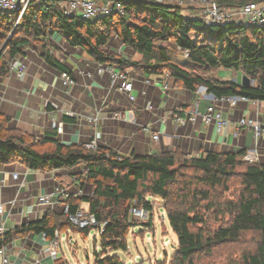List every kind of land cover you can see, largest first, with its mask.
I'll list each match as a JSON object with an SVG mask.
<instances>
[{
    "label": "trees",
    "instance_id": "16d2710c",
    "mask_svg": "<svg viewBox=\"0 0 264 264\" xmlns=\"http://www.w3.org/2000/svg\"><path fill=\"white\" fill-rule=\"evenodd\" d=\"M122 1L125 14L96 22L66 15L59 0H34L16 26L15 13H0V76L10 71L7 50L15 57L34 45L42 48L41 54L50 65L71 73L54 53L51 38L56 36L82 47L96 61L117 65L122 71L166 75L169 86L191 91L205 86L216 97L245 96L264 101V25H207L198 17L186 15L180 6L154 0ZM215 1L234 7L254 0ZM113 35L142 58H126L109 51L107 43ZM161 41H172L180 49L160 45ZM185 50L189 52L187 59ZM221 67L242 72L252 84L208 79L200 74ZM10 121V116L0 113V166L19 161L31 169L52 171L82 165L87 167V174L77 177L78 187L89 184L92 193L70 194L68 213L48 210L36 221L15 226L0 246L28 233H46L48 240L56 231L66 230L70 236V229L89 235L93 226L79 227L69 218V214L83 209L82 203H88L98 233L106 222L99 234L102 250L96 253L94 264H128L118 251L127 250L131 228L141 226L130 215L131 202L136 201L151 214L154 201L161 200L178 236L176 254L169 264H196L197 257L212 254L219 245L239 243L249 232L256 234V245L242 251L234 264H264V164L246 162L245 150H213L200 158L180 150L121 155L107 146L93 150L83 143H63L54 129L39 139L20 128H11ZM236 174L241 176L242 190L237 198L227 199L223 193L230 190ZM212 216L220 221L215 229L209 227ZM57 262L71 264L65 256Z\"/></svg>",
    "mask_w": 264,
    "mask_h": 264
},
{
    "label": "crops",
    "instance_id": "0c3cea01",
    "mask_svg": "<svg viewBox=\"0 0 264 264\" xmlns=\"http://www.w3.org/2000/svg\"><path fill=\"white\" fill-rule=\"evenodd\" d=\"M114 39L120 41L118 36L113 35L107 43L109 51L110 45L116 44ZM58 44L60 48H55L52 43L54 53L76 81L69 88L61 83V70L50 65L42 56L40 46L34 45L15 57L10 55L9 50L6 51L9 64L26 65L23 76L16 73L12 66L6 76H0V113L10 116L11 128H20L40 139L53 130V121H62L65 130L57 134L61 142L85 144L98 131L101 133L100 146L110 147L121 155L180 150L200 158L213 150L246 152L256 147L259 162L264 164V141L256 138L254 129L237 131L235 127V121L241 117H251L264 123V101H239L236 107L217 101L225 117L231 120V124L221 131L215 126L206 125L201 116L197 121L181 123L172 116L175 109L185 106L183 118L188 116L191 109H198L200 114L206 112L215 96H211L205 86L199 87L197 91L173 85L165 88L163 75L128 69L127 72L134 78L136 96L131 101L118 90L117 84H112L108 72H99L100 66L106 63L96 61L82 47L72 46L64 39ZM120 45L121 41L118 47ZM121 51L123 55L136 60L142 58V54L125 45ZM119 111L123 118L115 120L113 114ZM94 116L99 118L97 126L89 120V117ZM149 127L151 133L159 134L158 140L145 131ZM83 169L84 166L77 165L39 171L19 161L0 166V179H4V183H0V201L8 206L11 200L18 199L17 206L12 209L7 220L9 228L36 221L48 210L64 212L63 199L53 205L37 206L38 198L52 192L59 182L74 194L72 188H76L80 182L75 181V174ZM14 173L19 174L17 179L13 178ZM86 186H90L92 193V186ZM82 208L89 210V204L82 203ZM48 242L42 234L18 235L12 242V264H58V259L65 253L60 249L61 254L54 259L46 251Z\"/></svg>",
    "mask_w": 264,
    "mask_h": 264
},
{
    "label": "built area",
    "instance_id": "2783aa9c",
    "mask_svg": "<svg viewBox=\"0 0 264 264\" xmlns=\"http://www.w3.org/2000/svg\"><path fill=\"white\" fill-rule=\"evenodd\" d=\"M34 0H0V13H15L16 21L15 26L21 21L23 14L27 10L28 6ZM66 15L74 17V18H84L91 21H98L101 18L109 17L113 14H125L126 5L122 0H59ZM157 3L176 5L183 7V12L186 15L191 17H198L203 20L207 25H215L221 24L225 25L226 23H237V24H245L250 26H262L264 25V0H254L247 2L245 4L239 6H223L220 5L215 0H154ZM117 36V35H116ZM120 39V38H119ZM111 40V39H110ZM109 40V41H110ZM121 41V40H120ZM124 43L121 41L120 50L124 47ZM5 45H3L2 49ZM127 46V45H125ZM129 49H133L130 46ZM1 49V50H2ZM109 50V49H108ZM134 50V49H133ZM185 55L188 57L189 52L185 50ZM126 58H130V56L122 55ZM9 63V62H8ZM13 70H16V73L20 75H25L26 73V65L24 63H19L17 65H11ZM99 72L105 73L108 72L112 77V84L118 85V90L127 95L131 101L136 99L134 93V78L133 76L127 72L122 71L117 65H101L99 68ZM164 77V87L168 88L169 84L166 80V75ZM62 78L65 83L72 87L75 85L76 81L74 76L67 71L62 72ZM150 82L148 79L146 80ZM249 99L245 96H221L212 99L210 105H208L205 113L200 114L198 109H191L187 117L183 118L182 112L184 109L178 108L175 109L173 113V118L176 121L181 123H185L187 121H197L199 116L203 122L208 126H215L218 131H221L228 127L231 124V120L225 117L223 111L218 107L217 101L222 103H228L231 107H236L239 101H248ZM152 108V107H150ZM115 120H119L123 118L122 112H116L113 114ZM91 123L98 125V116L89 117ZM52 127L57 131V134H62L65 130V123L62 121H53ZM235 127L237 131H243V129H254L255 136L258 140L264 141V123L260 120L251 118V117H241L235 121ZM147 133H151V128H145ZM100 132H96L95 136L86 142L84 145L88 149H97L100 146ZM154 140L159 139L158 133H151ZM258 145V144H257ZM243 159L248 163H256L259 162L260 157L257 151V148H253L244 153ZM83 175L87 174V167L83 169ZM19 177L18 173L13 174V178L17 179ZM75 180H77V175ZM0 183H4V179H0ZM77 189V188H76ZM74 194L82 195L85 194L83 188H78ZM70 194H73L67 188H65L60 182L57 183L54 187V190L48 194L40 195L38 198V205L49 204L53 205L59 202L61 199L64 200V211L68 213L69 205L67 203V199ZM18 199H13L10 202V205L7 206L6 203L0 201V241L5 239L6 233L10 230L8 225V218L12 213V209L17 206ZM155 208V207H154ZM130 215L133 217L145 218L149 215V213L143 209L138 207L137 205L131 206ZM70 220L79 227H88L94 226L97 224L96 218L93 214L89 212V210L80 209L75 214H69ZM106 222L101 225V230L99 234L102 233ZM45 239H47V234H42ZM62 235L59 231H56L55 237L48 240V244L46 246V251L54 258L57 259L59 256V250L62 246ZM68 235L66 236V241H68ZM72 239V238H70ZM8 242L0 246V264H12V244ZM134 264H147L144 259H142L139 255L134 261Z\"/></svg>",
    "mask_w": 264,
    "mask_h": 264
},
{
    "label": "rangeland",
    "instance_id": "374dc122",
    "mask_svg": "<svg viewBox=\"0 0 264 264\" xmlns=\"http://www.w3.org/2000/svg\"><path fill=\"white\" fill-rule=\"evenodd\" d=\"M62 42L61 37L53 36L51 38V45L54 43V47L60 48L58 44ZM116 42L114 45H110V51L123 55L120 47H118L119 40H113ZM113 44V43H112ZM160 45L169 46L175 49H180L172 41H161ZM53 46V45H52ZM34 47V46H33ZM32 47V48H33ZM54 49V48H53ZM183 56L187 59L185 52ZM183 57V61L185 58ZM134 59L133 57H130ZM136 71V70H135ZM201 71H197L199 73ZM208 79L221 78L220 80H236L242 83L243 73L235 70H227L223 67L210 70L208 72L200 73ZM61 83L65 88H69V85L65 83L62 78V72L60 71ZM201 87V86H199ZM83 171V170H82ZM77 172V177L82 176L83 172ZM240 171V170H239ZM82 178V177H80ZM78 181V180H75ZM79 184L76 188H72V191L79 190ZM86 186V185H85ZM84 186V187H85ZM230 190L224 192V196L228 198H237L242 190L241 176L236 174L230 181ZM84 189V188H83ZM92 189V188H91ZM85 193L91 194L90 186L85 187ZM136 201L131 202V206H135ZM154 209L151 214L145 218L133 216L139 223L140 227L131 228L127 240L128 248L126 251H118V254L128 263L134 264L135 259L139 255L145 260L147 264H169L176 254L178 247V236L172 230L168 217L165 213L161 200L154 201ZM228 217V216H227ZM220 224V221L211 217L209 227L215 229ZM62 246L61 250L65 253V256L70 260L71 264H94L96 260V253L101 251L100 235L97 230V224L91 228L89 235H83L81 232L69 230V235L72 240L66 241L68 233L66 230H62ZM257 236L254 232H249L244 235L239 243H226L214 248L212 254H202L196 258V264H234L239 260L240 254L244 250H249L255 247ZM110 251V249L108 250ZM113 253L112 251H110ZM59 250V255H60Z\"/></svg>",
    "mask_w": 264,
    "mask_h": 264
},
{
    "label": "water",
    "instance_id": "95a60500",
    "mask_svg": "<svg viewBox=\"0 0 264 264\" xmlns=\"http://www.w3.org/2000/svg\"><path fill=\"white\" fill-rule=\"evenodd\" d=\"M242 84L245 85V86H250L252 84V80L248 76L243 75ZM210 95L214 96L213 94H210Z\"/></svg>",
    "mask_w": 264,
    "mask_h": 264
}]
</instances>
